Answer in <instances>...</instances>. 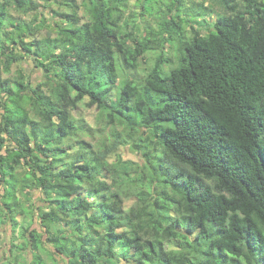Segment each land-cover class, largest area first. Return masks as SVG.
I'll return each mask as SVG.
<instances>
[{
    "label": "trees",
    "instance_id": "1",
    "mask_svg": "<svg viewBox=\"0 0 264 264\" xmlns=\"http://www.w3.org/2000/svg\"><path fill=\"white\" fill-rule=\"evenodd\" d=\"M48 1L52 18L37 0H0V226L37 251L20 264H46V241L17 213L38 215L66 264H264V0H212V23V6L170 0L141 35L129 0H83L84 21L77 0ZM140 1L162 13L161 0ZM29 54L44 80L32 86L24 68L6 79ZM85 98L109 132L97 146L72 112ZM123 144L142 154L136 170L108 161ZM35 188L36 212L23 205Z\"/></svg>",
    "mask_w": 264,
    "mask_h": 264
},
{
    "label": "rangeland",
    "instance_id": "2",
    "mask_svg": "<svg viewBox=\"0 0 264 264\" xmlns=\"http://www.w3.org/2000/svg\"><path fill=\"white\" fill-rule=\"evenodd\" d=\"M39 3L43 5V12L46 14L47 18H52L50 17L51 10L54 8L58 7L57 3H53L52 5H49L48 0H37ZM168 1V2H167ZM186 9L195 6L198 3L204 2L206 5L212 6V0H184ZM77 2L81 5L80 9V15L82 16V20H86L85 16V8L82 5L83 0H77ZM163 2H167L168 4L170 3V0H161V2L158 3V6H161L162 13L158 14H151L148 11H143L142 9V3L140 0H129L127 4V9L125 11L126 18L128 20H134L135 23L137 24L136 28H139L137 34L141 35L142 33L146 32L148 27H152L157 29L159 27V24L161 21L164 19V15L169 16L172 12H169L168 7L163 4ZM151 3V2H150ZM149 3V4H150ZM49 5L48 7H45ZM214 12L210 15L207 16L209 19L210 23H212L215 18L217 17L218 14L221 13V10L217 6H212ZM184 8V10H185ZM11 14L15 20L18 19H25L29 20L32 15H22L18 14L14 11H11ZM197 22H199V25H197V28L202 31V33H207L211 28L210 24H205L203 18H198L196 19ZM132 26V22L130 23V26ZM49 28H52L50 24L48 25ZM54 28V27H53ZM52 28V29H53ZM188 33L190 31V27H187ZM47 29H43L39 33V37H42L46 34ZM190 34V33H189ZM31 37L27 36L26 40H30ZM175 45H178V42H175ZM160 49L155 52H149L146 54L145 58L141 59V63L139 64V67L137 69V73L139 76H143L153 65L156 59V56ZM172 52V53H171ZM169 51V48L166 50V54H170L171 57L173 56L174 50ZM26 54V53H25ZM169 56V55H168ZM25 70V75L27 76V79L31 81L32 86L35 87V85L38 82H41L44 80V71L40 66L37 65L35 62L34 58L29 55H25V58H23L21 61L18 63H15L11 71L8 73L4 74V77L6 79H9L10 82L18 75L19 69ZM119 79H122V72L120 73ZM88 98H85L84 101L80 104L78 109L72 111L73 115L77 118L79 121L86 122L88 126L91 127L90 133H86L84 135V139H86L89 142L94 143L97 146V142H100L102 140H105L109 137V132L108 128L105 127L106 121L104 119H101L99 117V110L94 106V107H89L87 106ZM108 140V139H107ZM118 159H121L122 161H131L133 162V169L136 170L137 168V162L141 164L144 163V159L141 153L136 151L135 149L131 148L129 144H123L117 149L115 152L111 153L109 155L108 161L110 163H115L117 162ZM107 175L104 176L106 177L105 180L110 182V177L107 172H105ZM132 173H135L133 171ZM32 194H33V201H24L23 205L25 208H30L38 210L40 206L43 205L42 199L44 195L41 192L40 188H35V189H30ZM23 197V196H22ZM137 200V197H130V198H125L124 199V205L125 208H129L132 206L135 201ZM45 203V202H44ZM16 217L19 220L20 225H28L30 222H32V228H36L39 230L40 234L45 238L46 245H45V250L41 251L42 257L45 260L46 264H66L63 260V257L56 253L55 249L52 247L50 243H47V234L44 232L45 229H43L40 226L39 223V218L38 215H36L32 220L30 218H25L24 215H21L20 213L16 214ZM59 227L61 229L67 228L65 223L62 221V223L59 224ZM58 227V228H59ZM69 228V227H68ZM20 233V227L16 229V232L13 231L12 223H6L0 226V264H20L21 260H29L33 261L35 258V252L37 251H32V248L27 247L23 250L18 249L17 247L14 246V244H20V242H23V239L19 237ZM167 246L169 248H176L177 245L173 241H167ZM55 252L53 258L55 257V260L51 258V252ZM19 255L18 259H16V256ZM135 261L133 260H125V259H119L117 262L116 260L109 261L107 264H134Z\"/></svg>",
    "mask_w": 264,
    "mask_h": 264
}]
</instances>
